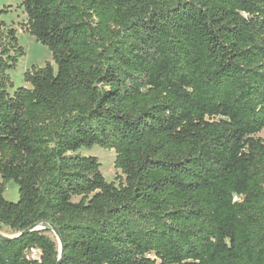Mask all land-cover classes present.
Instances as JSON below:
<instances>
[{
    "label": "trees",
    "instance_id": "16d2710c",
    "mask_svg": "<svg viewBox=\"0 0 264 264\" xmlns=\"http://www.w3.org/2000/svg\"><path fill=\"white\" fill-rule=\"evenodd\" d=\"M22 7L54 64L15 89L0 24V264H264V0Z\"/></svg>",
    "mask_w": 264,
    "mask_h": 264
},
{
    "label": "rangeland",
    "instance_id": "374dc122",
    "mask_svg": "<svg viewBox=\"0 0 264 264\" xmlns=\"http://www.w3.org/2000/svg\"><path fill=\"white\" fill-rule=\"evenodd\" d=\"M22 2L23 0H0V24L4 23L5 29L13 28L17 30L20 45L25 49L26 53V56L20 59L18 67L15 70L10 71V76L15 89L20 87H31L25 82L24 75L27 70L31 69L33 66L44 67L47 63L54 64L50 50L38 43L34 37L25 32L27 16L24 13ZM4 9L7 10L6 13H2V10ZM13 92L14 90H11V93ZM260 136L264 138V134H261ZM81 153L99 159V162L101 163V171L107 182L115 183L116 186H119L120 178H125L121 172L115 168L116 153L114 151L94 147L91 150L84 149ZM5 198L10 202L19 201V187L15 182L7 184ZM1 234L7 237L14 236L12 231L5 227L2 228Z\"/></svg>",
    "mask_w": 264,
    "mask_h": 264
},
{
    "label": "water",
    "instance_id": "95a60500",
    "mask_svg": "<svg viewBox=\"0 0 264 264\" xmlns=\"http://www.w3.org/2000/svg\"><path fill=\"white\" fill-rule=\"evenodd\" d=\"M30 231V230H29ZM54 233L56 234L58 240H59V243H60V247H61V252H62V249H63V243H62V240H61V237H60V234L59 232L55 229L54 230ZM2 237H5V238H8V239H12L11 237H7V236H4L1 234Z\"/></svg>",
    "mask_w": 264,
    "mask_h": 264
},
{
    "label": "built area",
    "instance_id": "2783aa9c",
    "mask_svg": "<svg viewBox=\"0 0 264 264\" xmlns=\"http://www.w3.org/2000/svg\"><path fill=\"white\" fill-rule=\"evenodd\" d=\"M39 255H40L39 251L32 249V251H31L32 258L37 259V258H39Z\"/></svg>",
    "mask_w": 264,
    "mask_h": 264
}]
</instances>
